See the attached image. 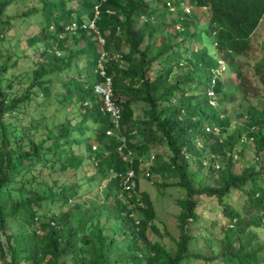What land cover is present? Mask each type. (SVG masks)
Here are the masks:
<instances>
[{
  "label": "trees",
  "instance_id": "trees-1",
  "mask_svg": "<svg viewBox=\"0 0 264 264\" xmlns=\"http://www.w3.org/2000/svg\"><path fill=\"white\" fill-rule=\"evenodd\" d=\"M11 2L0 0V264H109L115 247L114 261L124 264H184L188 258L264 264V243L251 245L254 230L264 228V164L257 156L264 150V99L258 109L247 105L242 122L220 139L230 119L225 110L210 104L206 94L212 89L226 100L240 89L237 82L229 84L219 77L210 86L214 52L229 66L228 57L247 49L249 36L264 13V0H164L160 7L149 0H82L89 10L87 19L93 20L103 39L101 45L92 29L81 27L78 12L71 17L72 9H65L63 0H40V5L7 16L5 9ZM94 6L98 9L95 17ZM186 6L207 12L199 27L202 35L193 26L196 17L190 10L184 13ZM167 14L170 24L179 25L173 36H161L158 30V25L168 26ZM24 15L36 16L37 31L23 41L37 50V58L32 69L14 72L21 56L3 49L2 44L12 21ZM138 19L143 20L136 27ZM71 22L78 27L67 36L65 27ZM175 35L179 39L172 41ZM78 41L82 45L77 48ZM193 41L201 44L195 51ZM120 43L126 45V52L120 50ZM101 51L105 52L103 75L97 69ZM153 63L158 67L150 77ZM179 65H183L181 72L175 70ZM106 77L110 100L118 108V129L110 135L105 131L113 123L109 112L100 110L102 94L96 90L104 86ZM137 102L141 116L133 114L131 104ZM30 103L39 107V118L28 112ZM47 107L53 115L66 108L82 111L75 121L65 116L46 125L41 118ZM87 122L94 123L93 135ZM205 127L210 130L206 132ZM214 127L217 134L212 132ZM198 135L203 142L195 151L193 140ZM91 136L95 146L89 141ZM135 137L140 140L134 141ZM207 140L211 142L204 146ZM156 144L164 146L168 155L154 156L147 178L158 177V181L151 180L155 187H178L184 193L176 199L179 232L172 253L160 238H146V228L155 233L157 228L151 200L138 190L137 173L142 169L138 158ZM237 144L240 148L254 146L257 168L248 164L232 170L231 152ZM118 147L122 153L130 150L134 154V176L128 187L120 182L128 163ZM205 151L207 155H200ZM85 157L100 179L108 177L98 204L79 202L74 181L57 184L52 179L47 183L45 178L52 172L77 169ZM203 168L206 171L201 176ZM29 184L33 196L7 199L11 191ZM231 191L244 196L238 209L225 201ZM203 197H214L226 218L218 248L212 247L210 233L200 226L195 227L197 233H189L199 220L196 206ZM137 242L143 250L134 249ZM199 242L218 254L206 256L196 249Z\"/></svg>",
  "mask_w": 264,
  "mask_h": 264
},
{
  "label": "rangeland",
  "instance_id": "rangeland-1",
  "mask_svg": "<svg viewBox=\"0 0 264 264\" xmlns=\"http://www.w3.org/2000/svg\"><path fill=\"white\" fill-rule=\"evenodd\" d=\"M82 0H63V7L65 9L71 8L72 13L71 17L73 18L76 13L80 15L81 19L84 23H87L89 20L87 19V13L89 10L85 8L82 3ZM95 1V0H94ZM151 5L160 7V2L164 0H149ZM40 5V0H12V2L6 7L5 14L7 16L17 14L19 12L25 11L30 6ZM186 8V9H185ZM183 10H190L191 13L196 17L195 28L198 29L196 33L201 34L200 26L205 23L207 12L204 9H192L186 6ZM94 12L98 9H94ZM169 15L167 14L165 17V22L168 26L158 25V30L161 36L169 35L173 36L174 31L179 29L178 24H170L169 23ZM36 18V16H35ZM35 18L27 15H24L20 18H15L12 21V27L7 33L4 35L3 41V49H11L16 55L21 56L18 59L14 72L30 70L32 69V61L37 58V50L33 47H29L25 45L23 41L26 36L37 31V25L35 23ZM143 19H138L135 22V26H139ZM255 28L252 30L249 36V43L247 49L239 54L233 55L227 58V62H229V66L225 64L226 59L220 57L219 53L214 52V56L216 60L218 59L217 64L214 66V72L217 77L221 80H225L229 84L238 83L240 89L236 91L229 99L222 100L220 99L221 94L214 93L213 98L210 99V104H212L217 110H225V113L229 116V123L224 132L219 135V138H223L227 134L231 132V130L235 127L236 124L241 123L244 116V111L247 105H252L254 108L258 109L261 107V100L264 99V13L260 20L258 21ZM193 27H190L192 30ZM75 32V31H74ZM73 32L71 30H67V36L72 35ZM179 36H174L172 41H177ZM160 40V39H159ZM196 40V38H195ZM200 41V40H199ZM158 43V41H156ZM82 45V41H78L76 47ZM191 49L193 51L200 48L201 44L198 41H193L191 44ZM210 47V46H209ZM109 51L112 50L111 47L108 48ZM120 50L122 52H126L127 47L125 44L120 43ZM67 50H64L66 53ZM22 54H26V57H22ZM114 58H117L116 53H112ZM83 63V61H82ZM226 65V66H225ZM158 65L153 63L152 70L149 72V76L152 77L153 69L157 68ZM181 68L183 69V65H179L175 67L177 72H181ZM179 70V71H178ZM88 101L86 105H88ZM133 114L135 116H141V103H132ZM27 110L31 115H36L37 118L40 116V109L33 103L27 107ZM71 112L69 108H66L64 111H60L53 115L50 107H47L43 112V118H41V122L46 125H51L56 122H60L65 116L68 119H72L73 121L77 120L78 113L81 112ZM238 114L241 117H238ZM91 128L90 134H94L95 128L94 123L87 122ZM110 135V134H109ZM134 141H139L138 137L133 139ZM90 143L95 146L96 142L94 141L93 136L90 137ZM201 136L195 137L193 140L194 150L198 151L202 145ZM211 140L205 141L204 146L210 143ZM241 149V154H237V151ZM254 146L252 145H244L242 148L237 144L233 148V152H231L232 156V170H239L241 167H245L248 164H253L255 168H257L260 164L255 160ZM155 155L162 156V158H166L168 155V151L162 145L156 144L149 148V151L144 154L141 158V167L145 168L149 164V156ZM199 155V154H198ZM202 156L207 155V151L200 154ZM259 157L260 163L264 164V150L260 151L257 155ZM193 159H197L195 155L192 156ZM160 158H157L159 160ZM155 160H152V164ZM156 160V162H157ZM219 160V159H218ZM217 160V161H218ZM206 159L204 162L206 163ZM192 163V162H191ZM197 162L194 160L192 164H190L193 169ZM219 164V161L217 162ZM151 163L149 166L152 165ZM205 167V165H204ZM139 169L137 173L138 180V190L144 191L147 193L148 197L151 200V204L153 206L154 211V220L153 223L157 228V233L153 232L150 228L145 229L146 238L148 240H153L160 238L161 243H163L166 250L169 252L174 251V241L178 237V227H177V214L179 208L176 204V199L183 197V190L178 187H166V188H158L152 185V181H158V177H150L148 179L144 176V170ZM46 170H43L45 172ZM205 168L200 169L199 173L201 176L205 174ZM47 183H49L52 179L56 181L57 184H69L74 181L76 184L75 190L80 193L79 202H86L87 200L93 201L96 204L101 202L102 191L108 182V177H104L100 179V174L97 173L89 158L85 157L81 163V165L75 170H67L64 172H52L45 176ZM205 182L206 179H205ZM264 187V185H262ZM27 188H21L19 190L11 191L9 199H17L24 198L28 196H33V185L29 184L26 186ZM6 199V200H7ZM244 196L240 191H231L229 196L226 198V203L233 208H239L243 204ZM196 212L199 215L198 222L191 225L189 229V233H197L196 226H200L205 231L210 233L212 237V247L218 248V239L221 236V226L225 224L226 218L222 214L221 206L217 202L214 197L211 198H200L198 204L196 206ZM133 217L136 219L137 215L134 213ZM108 235H111V231L109 229H105ZM255 239H252L251 245H254L255 242L264 243V228L255 229ZM158 234L162 236L159 237ZM204 242H199L195 244L196 249H201L203 254L206 256L217 255V250H210L209 247H204ZM204 247V248H203ZM143 244L141 242H137L136 250H143ZM117 247L113 249L109 257V264H124L122 261L114 259L117 258L116 250ZM87 258V255L83 256ZM220 264L219 261H211L204 262L203 260H197L188 258V261L184 264ZM129 264V263H125Z\"/></svg>",
  "mask_w": 264,
  "mask_h": 264
},
{
  "label": "built area",
  "instance_id": "built-area-1",
  "mask_svg": "<svg viewBox=\"0 0 264 264\" xmlns=\"http://www.w3.org/2000/svg\"><path fill=\"white\" fill-rule=\"evenodd\" d=\"M94 9H97V6H94ZM96 13H97V11L94 12V17H95ZM85 26L92 29L97 35L98 43L100 45L103 44V39L98 35L97 31H95V28L93 26V20L90 19L87 23L82 22L81 27H85ZM77 27L78 26H76L74 22H71L65 28L67 30H71L72 32H74ZM104 57H105V52L101 51V53L99 54L98 60H97V69H98V72L100 75H103V66H102L101 60H103ZM96 90L102 94V103H101L100 110L108 111L110 114L111 122L113 123V128L112 129L110 128V129L105 131V134L109 135L113 132V130L116 131L118 129V123H117L118 108L110 100L111 90H110V86H109V78L106 77L104 86H102V88L97 87ZM208 94L211 95L212 92L209 91ZM205 130L209 131L210 128L205 127ZM212 130L214 133H217L216 128H212ZM250 139L251 138L249 137L248 140L250 141ZM242 140H243V138H240L239 142H242ZM92 149H94V146H92ZM117 150L121 153L122 160H124L128 163V167H127L125 173L123 174V176L120 177V182H121L122 186L128 187L127 182L133 177V174H134L133 169L131 167V163L133 161L134 154L130 150H126L125 152L122 153L119 147L117 148ZM151 160H152V156H150L149 162ZM138 161L141 162V160L139 158H138ZM214 167L216 168L217 164H214ZM143 170H144V174L147 176L148 175V168L145 167V168H143Z\"/></svg>",
  "mask_w": 264,
  "mask_h": 264
},
{
  "label": "clouds",
  "instance_id": "clouds-1",
  "mask_svg": "<svg viewBox=\"0 0 264 264\" xmlns=\"http://www.w3.org/2000/svg\"><path fill=\"white\" fill-rule=\"evenodd\" d=\"M186 9V8H185ZM184 13H188V10H184ZM259 23V22H258ZM217 64V66H218V59L215 61V63H214V65H216ZM226 66V65H225ZM212 71H211V79H210V86H212L213 84H214V80L217 78V76H216V74H215V72H214V67L211 69ZM209 91H211L212 92V94L211 95H209L208 94V92ZM206 94H207V96H209V102H210V99H212L214 96H213V94H214V92H213V90L212 89H208V90H206ZM214 128H216V127H214ZM217 129V128H216ZM205 130V129H204ZM206 131V130H205ZM206 132H208V131H206ZM212 132H213V130H212ZM214 133V132H213ZM217 133H218V129H217ZM217 133H214V134H217ZM239 145H240V143H239ZM150 156H152V155H150ZM150 156H149V158H150ZM153 160V159H152ZM152 160L149 162V164L151 163L152 164ZM139 163H141V162H139ZM149 164L146 166L147 168H148V175H149ZM214 164H217V162L215 161V163ZM213 167H214V165H213ZM215 168V167H214ZM143 170V169H142ZM134 172V171H133ZM144 173V172H143ZM147 175V176H148ZM133 176H134V174H133ZM144 176L145 177H147L145 174H144Z\"/></svg>",
  "mask_w": 264,
  "mask_h": 264
}]
</instances>
